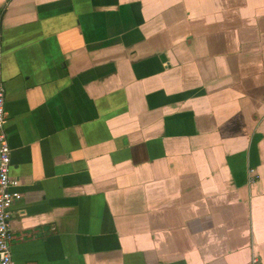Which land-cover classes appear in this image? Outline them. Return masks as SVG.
Masks as SVG:
<instances>
[{
	"label": "crops",
	"instance_id": "1",
	"mask_svg": "<svg viewBox=\"0 0 264 264\" xmlns=\"http://www.w3.org/2000/svg\"><path fill=\"white\" fill-rule=\"evenodd\" d=\"M16 264H264V0H0Z\"/></svg>",
	"mask_w": 264,
	"mask_h": 264
},
{
	"label": "built area",
	"instance_id": "2",
	"mask_svg": "<svg viewBox=\"0 0 264 264\" xmlns=\"http://www.w3.org/2000/svg\"><path fill=\"white\" fill-rule=\"evenodd\" d=\"M7 112L5 108V90L0 84V264H16L12 258L11 244L13 234L10 228L12 205L20 198L16 189L19 180L10 173V147L5 132ZM251 264H259L256 257Z\"/></svg>",
	"mask_w": 264,
	"mask_h": 264
}]
</instances>
